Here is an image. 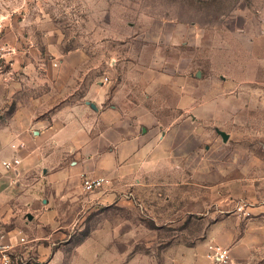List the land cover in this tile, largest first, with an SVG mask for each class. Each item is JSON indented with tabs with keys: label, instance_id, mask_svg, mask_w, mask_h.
Wrapping results in <instances>:
<instances>
[{
	"label": "rangeland",
	"instance_id": "374dc122",
	"mask_svg": "<svg viewBox=\"0 0 264 264\" xmlns=\"http://www.w3.org/2000/svg\"><path fill=\"white\" fill-rule=\"evenodd\" d=\"M2 19L24 59L18 70L8 65L0 70V234L30 233L29 216L42 206L36 209L33 199L63 192L54 186L58 180L48 179L60 165L47 169L39 155L54 141L22 121L26 113L47 119L68 105L66 121L74 119L75 53L85 55L81 71L98 88L127 84L129 99H137L139 83L145 114L153 117L144 129H154L162 139L168 135L177 170L186 167L180 177L170 166L169 188L158 182L146 189L149 199L164 200L133 216L135 226L149 230L132 237L137 243L132 254H161L184 238L183 226L175 223L178 204L167 200L184 197V190L193 199L186 225L194 244L217 220L239 216L236 208L243 200L238 199H264V139L251 140L249 125L238 122L264 111L250 110L247 90L236 92V32L250 23L264 25V0H0ZM18 110L22 115L14 121ZM219 131L229 135L226 142ZM21 144V151L13 148ZM252 148L256 155H249ZM14 158L21 160L19 168L6 170L3 162ZM66 163L71 169L72 162ZM83 178L70 176L68 191L79 184L81 199L104 192H85ZM124 198L137 195L129 191ZM252 223L251 253L245 259L238 253L239 264H264V219Z\"/></svg>",
	"mask_w": 264,
	"mask_h": 264
},
{
	"label": "crops",
	"instance_id": "0c3cea01",
	"mask_svg": "<svg viewBox=\"0 0 264 264\" xmlns=\"http://www.w3.org/2000/svg\"><path fill=\"white\" fill-rule=\"evenodd\" d=\"M0 23L5 27L4 40L13 51L8 57L10 68L18 70L24 54L19 52L21 50L15 40H9L11 30L8 21L2 19ZM249 27L239 26L242 32H236V92L247 90L252 96L250 110L259 108L264 111V25L258 27L250 23ZM74 56L79 60L76 67L78 81L73 85L78 95L72 105L75 108L74 119L66 121L70 113L68 105L47 119L41 116L38 120L26 113L22 121L25 127L35 125L43 130L38 134L54 141L53 146L39 155L44 156L42 163L47 169L60 165L55 175L48 179L58 180V185L54 186L59 192L63 190L54 198L32 201L36 209L38 204L42 205L37 215H31V234L22 231L34 240L32 254L41 264H213L207 259L208 247L213 244L230 248L233 264L247 258L251 253L252 222L264 219V199H238L249 205L251 218L231 215L217 220L194 244L186 225L192 218L193 199L186 190L184 197L167 199L178 204L174 212L175 223L183 226L179 230L184 238H176L161 254L151 256L139 250L132 254L137 246L132 237H144L149 230L143 224L135 226L133 216L144 214V210H148L146 205L164 200L149 199L146 189L158 182L169 188L170 181H173L169 180L170 166L175 167L174 171L179 172L180 177L186 167L180 166L177 170V162L171 158L172 141L168 135L162 139L154 129H144V124L152 123L153 117L145 114L139 83L136 84L137 99L133 96L129 99L131 86L127 84L98 88L91 75L81 71L85 55L75 53ZM134 100L136 102L132 104ZM21 113L20 110L15 112L14 121ZM238 122L249 125L251 140L264 139V127L252 126L264 124V115L238 117ZM221 133L224 132H218L219 135ZM256 153L255 149H249V155ZM66 161L72 162L71 169L68 163L63 164ZM70 176L72 181L76 179L79 182L84 176L105 178L108 183L103 187L104 192L81 199L79 184L76 186L78 189L68 191ZM129 191L131 195L135 193L137 199H123ZM200 203L207 205L208 200L200 199ZM153 214L158 216L159 211ZM238 253L245 255L240 259Z\"/></svg>",
	"mask_w": 264,
	"mask_h": 264
},
{
	"label": "built area",
	"instance_id": "2783aa9c",
	"mask_svg": "<svg viewBox=\"0 0 264 264\" xmlns=\"http://www.w3.org/2000/svg\"><path fill=\"white\" fill-rule=\"evenodd\" d=\"M4 25L0 23V70L7 65L10 66L8 57L13 53L11 47L4 40ZM109 79L105 78V82ZM16 150H22L24 145H14ZM21 160L14 158L3 162V167L8 171H15L19 168ZM108 183L105 178H84L82 181L83 190L87 193H93L103 188ZM249 205L241 201L236 212L240 217H249ZM34 240L27 234L21 232L0 234V264H41L32 254L31 244ZM207 259L213 264H233L230 248L219 245H210L208 247Z\"/></svg>",
	"mask_w": 264,
	"mask_h": 264
},
{
	"label": "water",
	"instance_id": "95a60500",
	"mask_svg": "<svg viewBox=\"0 0 264 264\" xmlns=\"http://www.w3.org/2000/svg\"><path fill=\"white\" fill-rule=\"evenodd\" d=\"M221 134H222V136L224 138V141L226 142L228 140V138H229L228 135L226 133H221ZM29 219L32 220V216L31 215L29 216Z\"/></svg>",
	"mask_w": 264,
	"mask_h": 264
}]
</instances>
